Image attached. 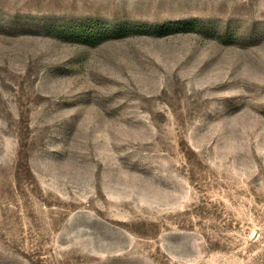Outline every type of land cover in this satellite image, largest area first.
Instances as JSON below:
<instances>
[{
	"label": "rangeland",
	"instance_id": "rangeland-1",
	"mask_svg": "<svg viewBox=\"0 0 264 264\" xmlns=\"http://www.w3.org/2000/svg\"><path fill=\"white\" fill-rule=\"evenodd\" d=\"M0 264H264V0H0Z\"/></svg>",
	"mask_w": 264,
	"mask_h": 264
}]
</instances>
